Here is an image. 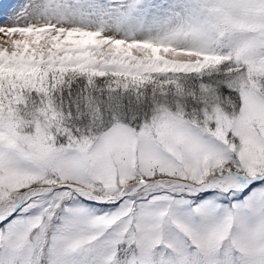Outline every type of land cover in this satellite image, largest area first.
<instances>
[{
    "label": "snow or ice",
    "instance_id": "obj_1",
    "mask_svg": "<svg viewBox=\"0 0 264 264\" xmlns=\"http://www.w3.org/2000/svg\"><path fill=\"white\" fill-rule=\"evenodd\" d=\"M0 264H264V0H0Z\"/></svg>",
    "mask_w": 264,
    "mask_h": 264
}]
</instances>
